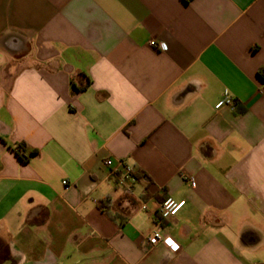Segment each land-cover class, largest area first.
Here are the masks:
<instances>
[{"label":"crops","instance_id":"crops-1","mask_svg":"<svg viewBox=\"0 0 264 264\" xmlns=\"http://www.w3.org/2000/svg\"><path fill=\"white\" fill-rule=\"evenodd\" d=\"M261 71L264 0H0V264H264Z\"/></svg>","mask_w":264,"mask_h":264},{"label":"built area","instance_id":"built-area-1","mask_svg":"<svg viewBox=\"0 0 264 264\" xmlns=\"http://www.w3.org/2000/svg\"><path fill=\"white\" fill-rule=\"evenodd\" d=\"M149 46L153 48H157L160 51L165 50V46L163 44L157 45L154 41L149 42ZM223 107H228L231 110L235 108V101L230 96L228 91L223 93L222 99L216 104L215 109H221ZM104 165L109 168L112 173L116 171H120V175L117 176V182L120 186H126L128 183H132L134 181V177L132 175V170L130 167L125 166L123 163L119 161H114L112 159H106ZM181 179L183 182L188 183L191 188L195 187V182L193 178L189 175L182 174ZM67 184L66 181L62 182V185L65 186ZM185 206V201H175L172 198H166L160 205L159 208V219L157 223L159 224L162 221H167L173 217H175ZM159 226V225H157ZM171 241V243H169ZM147 243L150 247H155L157 245H163L169 251L175 252L178 250V245L172 241L170 237H164L160 234L159 228L157 227L155 230L151 231L147 237Z\"/></svg>","mask_w":264,"mask_h":264},{"label":"trees","instance_id":"trees-1","mask_svg":"<svg viewBox=\"0 0 264 264\" xmlns=\"http://www.w3.org/2000/svg\"><path fill=\"white\" fill-rule=\"evenodd\" d=\"M258 77L264 83V71H261L259 73ZM14 152L17 155V157L23 162H26L28 160V157H32V156L36 155V151H31L28 156H25L24 147L22 145L17 146L15 148Z\"/></svg>","mask_w":264,"mask_h":264},{"label":"snow or ice","instance_id":"snow-or-ice-1","mask_svg":"<svg viewBox=\"0 0 264 264\" xmlns=\"http://www.w3.org/2000/svg\"><path fill=\"white\" fill-rule=\"evenodd\" d=\"M169 243H171V241H169Z\"/></svg>","mask_w":264,"mask_h":264}]
</instances>
